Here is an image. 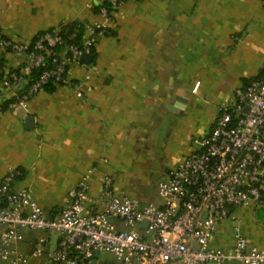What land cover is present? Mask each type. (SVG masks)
Instances as JSON below:
<instances>
[{
  "label": "crops",
  "instance_id": "0c3cea01",
  "mask_svg": "<svg viewBox=\"0 0 264 264\" xmlns=\"http://www.w3.org/2000/svg\"><path fill=\"white\" fill-rule=\"evenodd\" d=\"M102 1L0 0V35L29 45L66 22L81 24L86 34L91 24L103 22L96 10ZM104 23L109 33H96L91 63L68 67L70 78L83 81L80 93L52 83L51 91L42 88L8 110L6 103L32 81L7 87L0 81V181L19 170L10 187L31 189L48 216L59 213L84 174L90 201L99 199L107 174L119 173L124 184L130 166L146 159L159 135L175 150L164 179L233 101L235 89L264 67L262 0H125ZM25 60L24 52L0 49V80ZM27 116L33 117L32 129L25 126ZM234 215L237 223L229 218L217 225L212 245L232 246L238 225L249 243L264 248V207H239ZM4 229L0 225V235ZM41 236L46 249L56 246V234L38 230H24L12 246L29 264H46L34 255Z\"/></svg>",
  "mask_w": 264,
  "mask_h": 264
},
{
  "label": "built area",
  "instance_id": "2783aa9c",
  "mask_svg": "<svg viewBox=\"0 0 264 264\" xmlns=\"http://www.w3.org/2000/svg\"><path fill=\"white\" fill-rule=\"evenodd\" d=\"M111 1L115 8L125 0ZM98 13L103 22L91 24L81 38L78 28L70 30L68 22L42 32L29 45L0 35L1 50L26 54L18 70L1 78L3 87L38 71L28 89L14 94L5 109L25 105L48 83L71 86L80 93L83 81L70 78L68 67L84 65L80 57L92 54L96 33H109L104 22L112 12L100 6ZM195 144L158 181L159 204L115 194L110 175L102 180L99 199L90 201L84 174L68 190L59 213L48 216L31 189L10 187L21 174L10 171L0 181V225L5 226L0 259L29 264L12 244L23 238L24 230H38L57 235L51 250L45 248V237L35 241L34 255L44 256L46 264H264V248L249 243L238 225L232 246L211 243L221 221H239L235 209L264 207V67L259 77L235 89L233 101Z\"/></svg>",
  "mask_w": 264,
  "mask_h": 264
},
{
  "label": "rangeland",
  "instance_id": "374dc122",
  "mask_svg": "<svg viewBox=\"0 0 264 264\" xmlns=\"http://www.w3.org/2000/svg\"><path fill=\"white\" fill-rule=\"evenodd\" d=\"M159 137L158 141L153 143L152 151L148 152L146 159L139 160L130 166L128 174L130 177L127 181H123L127 186L120 183L122 177L118 175L119 173L114 176L110 175L113 179L112 188L115 194L119 196L124 194L126 196L134 195L153 203L159 201L156 192L157 183L161 179V174L165 171L166 162H171L173 156L171 152H175L173 147H165L161 135ZM124 191L127 192L123 193Z\"/></svg>",
  "mask_w": 264,
  "mask_h": 264
},
{
  "label": "trees",
  "instance_id": "16d2710c",
  "mask_svg": "<svg viewBox=\"0 0 264 264\" xmlns=\"http://www.w3.org/2000/svg\"><path fill=\"white\" fill-rule=\"evenodd\" d=\"M100 6H104V7H106L109 11H113L114 10V7H113V1H110V0H103L102 2H100L97 6H96V10L100 7ZM67 27L70 29V30H73V29H75V28H78V38H81V35L83 34V28H82V25L81 24H79V23H76V22H68V24H67ZM35 39V38H34ZM92 55L94 56V53H93V50H92ZM38 71L37 70H34L33 72H32V74L29 76L30 77V79H31V81L34 79V77H35V75H36V73H37ZM262 72V71H261ZM261 75V73L258 75V76H256V77H254V78H257V77H259ZM254 78H251V79H254ZM251 79H249V81L251 80ZM248 82V81H247ZM246 82V83H247ZM245 83V84H246ZM51 84L52 83H48L47 85H45L43 88L44 89H46V90H48V91H51L52 89H53V87L51 86Z\"/></svg>",
  "mask_w": 264,
  "mask_h": 264
},
{
  "label": "water",
  "instance_id": "95a60500",
  "mask_svg": "<svg viewBox=\"0 0 264 264\" xmlns=\"http://www.w3.org/2000/svg\"><path fill=\"white\" fill-rule=\"evenodd\" d=\"M93 59L92 54H83L80 57V60L86 64H90ZM177 100H181L179 97H177ZM25 126L27 129H32L33 127V117L32 116H27L25 119Z\"/></svg>",
  "mask_w": 264,
  "mask_h": 264
}]
</instances>
